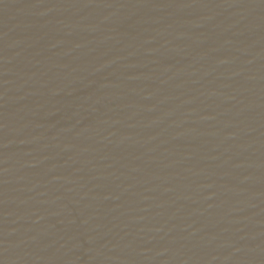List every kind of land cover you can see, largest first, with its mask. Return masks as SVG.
Here are the masks:
<instances>
[{"label": "water", "instance_id": "water-1", "mask_svg": "<svg viewBox=\"0 0 264 264\" xmlns=\"http://www.w3.org/2000/svg\"><path fill=\"white\" fill-rule=\"evenodd\" d=\"M0 264H264V0H0Z\"/></svg>", "mask_w": 264, "mask_h": 264}]
</instances>
